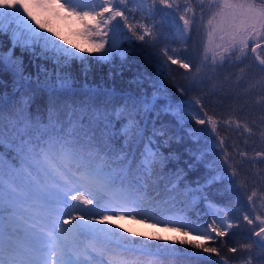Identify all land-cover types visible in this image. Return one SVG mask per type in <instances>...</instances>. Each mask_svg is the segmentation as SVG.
Returning <instances> with one entry per match:
<instances>
[{
	"label": "snow or ice",
	"instance_id": "6c2138e0",
	"mask_svg": "<svg viewBox=\"0 0 264 264\" xmlns=\"http://www.w3.org/2000/svg\"><path fill=\"white\" fill-rule=\"evenodd\" d=\"M55 3L82 21L84 18L95 21L94 25L85 23V35L97 33L101 25L107 26L116 20L111 29L114 36L119 33L131 39L128 35L131 33L140 41L146 37L159 40L162 33L156 35L154 29L165 27L167 18L172 16L175 19L174 14L181 10L179 0H65L64 3L55 0ZM38 6L48 5L42 2ZM198 6L201 23L205 14L208 15L206 29L213 53L212 65L222 67L225 62L243 63L252 55L251 62L241 67L239 75L235 76L236 88L243 91L232 92L238 102L243 101L238 111H248L249 117L243 122L229 118L224 124L229 127L235 124L241 137L247 134L245 145L250 140L255 143L257 139L264 143V55L258 51H264V0L260 3L257 0H198ZM169 9L172 12H168ZM138 13L139 20L150 19L157 14H163V19L159 25L153 22L150 28L138 22ZM189 13L192 15L189 16ZM5 19L17 25L13 33L14 44L25 48L42 44L45 53L58 63L67 64L74 58H84L79 56V52L72 51L77 45L69 48L64 46L67 41L59 43L63 39L59 33L50 36L40 31L46 25L31 11L25 0H0V25ZM179 20L183 24H177V31L181 38H185V34L195 30L197 21L188 0H185ZM47 31L52 32V29L47 28ZM106 42L101 39L98 47L103 49ZM115 48L116 41L113 39L102 58L111 55ZM207 51L204 61L209 60ZM163 54L168 61L180 64L192 73L194 84L204 80L206 73L202 67H212L174 59L168 49H164ZM215 67H212L213 72ZM4 69L24 79L21 65L11 49L7 57L0 53V71ZM180 91L183 93L184 89ZM204 108V103L197 98L192 105V118L197 124H209L219 138L218 146L223 148L225 140L219 136L218 122ZM201 114L206 118H201ZM252 114H256L255 118ZM127 115L129 122L125 126V135L134 140L140 138L141 130L136 118L131 111ZM61 123L60 104L55 93L49 100L47 124L29 116L24 104L16 107L14 113L6 115V102L0 96V143L6 138L5 127H9L11 134L8 139L17 153L14 160L18 161L9 163L0 157V264H159V258L173 257L181 251L168 242L149 244L144 239H132L136 233L126 235L127 229L118 230V226H99L109 221L108 212H125L133 219L153 211L160 214L153 199L148 196V189L154 183L153 176L164 163L162 153L146 146L139 165L142 175L133 181L130 178L132 165L127 158L111 159L112 153L107 150V145L94 144L91 140L84 142L75 129L57 130V125ZM233 148L236 149V146L233 145ZM236 151L239 165L248 166L243 181L240 180L237 164L230 162L236 161V156H230L225 151V162L232 169L231 177L245 191L250 211L244 213L243 221L252 227L244 242L229 247L227 251L247 254L242 257L241 264H254L256 260L264 262V211L255 214L258 196L254 190L257 186L264 189V148H253L251 156L248 151ZM84 191L87 195L74 194ZM82 205L95 206L101 211L96 213L93 208H83ZM261 208H264V201ZM81 212L83 215L79 214ZM183 219L176 217L157 222L166 227L178 223L177 230L185 236L179 241L181 244L215 254L223 264H229L227 255H221L218 248L207 246L208 240L226 236L227 230L233 227L227 223L226 215L219 223L212 219L202 231L195 228L187 231L189 225L183 223ZM71 221L75 223L65 227ZM197 231L203 243L187 239ZM150 239L163 241V237ZM257 251L259 256L254 255Z\"/></svg>",
	"mask_w": 264,
	"mask_h": 264
},
{
	"label": "trees",
	"instance_id": "16d2710c",
	"mask_svg": "<svg viewBox=\"0 0 264 264\" xmlns=\"http://www.w3.org/2000/svg\"><path fill=\"white\" fill-rule=\"evenodd\" d=\"M188 2L196 13L197 21L195 30L185 34V38H181L177 31V24H183L179 16L183 14L185 0H181L180 15L176 16L175 13V19L169 16L165 27L154 29V34L162 33L159 40L153 41L146 37L140 41L131 33L128 34L131 39H128L118 33L121 40L107 58H102L103 53L96 48H87L82 44L81 49L88 50L82 51L80 57L83 59L74 58L67 64H59L49 54L41 58L45 51L43 47L29 46L26 55L20 53L19 44H15L17 46L13 47L12 52L16 60L23 62L20 71L24 79L9 69L0 71V96L6 102V115L14 113L16 107L24 104L29 116L47 124L49 100L55 93L62 120L57 130L75 129L82 141L91 140L94 144L107 145V150L112 153L111 159L127 158L132 165L130 178L133 181L142 175L139 165L146 146L162 153L164 163L153 176L154 183L148 189V196L153 199L159 213L174 211L198 226L205 227L210 216L207 204L224 208L233 227L227 230L226 236L208 240L207 246L218 248L221 255H227L229 264H241L242 257L247 254H234L227 250L244 242L249 234L252 226L243 221V215L250 211V206L245 191L231 177L232 169L225 162V151L230 156H236V161L230 162L237 164L240 180L243 181L248 166L239 165L236 149L248 151L251 156L253 148H264V143L257 139L255 143L250 140L245 145L247 134L241 137L235 124L229 127L224 121L231 118L243 122L244 118L249 117L248 111H238L243 101L238 102L232 92L243 91L236 88L235 76L239 75L241 67L251 62L252 56L250 54L243 63L225 62L222 67L212 65L208 53L209 60L204 61L208 15L205 14L201 23L198 19L201 11L198 0ZM167 11L172 12L171 9ZM34 14L44 22L57 20L42 7L34 10ZM137 15L138 22L150 28L153 22L159 25L163 19V14L145 20H139L140 14ZM115 24L116 20H113L111 24L103 25L102 33L112 32ZM7 40L5 46L10 43L8 37ZM164 49H169V55L175 56L174 59L197 66L211 65L215 67V72L212 67H202L206 73L204 80L194 84L192 73L180 64L168 61L163 54ZM258 51L264 55V51ZM21 54L26 55L27 59ZM25 74H34L35 78L28 81ZM58 79L61 84L57 83ZM181 88L184 89L183 93ZM197 98L204 103V111L218 122L219 136L225 140L223 148L218 146L219 138L211 131L209 124H197L192 118V105ZM128 111L136 118L141 130L140 138L135 140L125 135V126L129 122ZM255 115L252 114V117L255 118ZM201 118L206 117L201 114ZM4 132L6 138L0 143V157L6 162L18 163L14 160L16 150L8 139L11 134L9 127H5ZM149 140L152 141L151 145ZM174 184L176 187H173ZM254 190L258 196L255 214H259L264 211L261 208L264 189L257 186ZM76 194L87 195V192ZM94 207L87 205L83 208ZM153 214L159 215L155 211ZM187 239L204 242L196 238ZM180 240L175 239L171 246L181 251L173 257L159 258V264H223L215 254L203 253L190 245L181 244L178 242ZM254 255L259 256V251ZM254 264L264 262L256 260Z\"/></svg>",
	"mask_w": 264,
	"mask_h": 264
},
{
	"label": "rangeland",
	"instance_id": "374dc122",
	"mask_svg": "<svg viewBox=\"0 0 264 264\" xmlns=\"http://www.w3.org/2000/svg\"><path fill=\"white\" fill-rule=\"evenodd\" d=\"M180 1L181 0H179V3H180ZM25 2L29 4L31 11L33 13L35 10L34 8H37L39 3H42V2L46 3L48 5L47 7H44L46 12L50 16L55 17V19H57V20H51L49 22H44L41 20L46 25V28L40 29V31L44 32L45 35H50V36L53 35V33H59L60 37H62L63 39L59 40L58 42L63 44L64 41H67V44H64V46L69 47V48H71L72 45H77L78 47L72 48V51L79 52V56L82 55V53H83L81 51L82 50L81 49L82 44H84L87 48H88V46H89V48H96L100 53L104 54V50H106L110 46L113 39H115L116 45L121 40V36L118 33L115 36L113 35V32H109L107 35H102V28L101 27L103 25L100 26L99 32L93 33L91 35H85V26H84L85 23L87 22V23L92 24L93 21L90 20L89 18H84V20L82 21L75 14L69 13V12L65 11L63 8H61L59 6V4L55 3V0H25ZM64 2H65V0H60V3H64ZM180 5H181V3H180ZM183 6H184V3H183ZM180 12L181 11L176 12V16L180 15ZM0 27H2V29H3L2 31H0V41H4V42H0V47L2 48V54L5 57H7L9 54V49L12 50L13 47L15 48L17 46L14 44V35H13L14 31L17 28V25L14 22L9 23L8 20L5 19L3 22V25H0ZM205 27H206V25H205ZM47 28H51L52 32H48ZM103 33H104V31H103ZM7 37L9 38L10 43L7 46H5V43L8 41ZM53 38H55V37H53ZM101 39L107 41L105 43L103 49H100L98 47V43ZM3 43H4V45H3ZM35 46H37V45H35ZM38 46L43 47L42 44H38ZM18 47L20 49L19 50L20 53H24V54L28 55V49H27L28 47L22 48L20 45H18ZM206 49L208 50L207 53L210 56H212L213 53H212L210 46L208 44L207 29H206ZM172 50H173V47H172ZM24 54H21V56L24 57L25 59H27V56ZM45 56H46V53L44 51V52H42L41 58H44ZM173 58H175V56H173ZM17 61L20 64L23 63L19 59ZM25 75H26L25 78L28 81H31L30 80L31 78H35L34 74H25ZM57 83L61 84V80L58 79ZM207 208H208V211L210 212L208 223H210V221L212 219H216L217 222L219 223L220 219L222 217H224L225 215H227L225 209L222 207L207 204ZM106 214L109 216V221H107L108 223H110V224H111V222H112V224L115 223L114 225L118 226L119 230L127 229L126 234L136 233V236L132 237V238L144 239L149 244H152V243L153 244H160V243H164V242L169 241L168 243L170 244V242H171L172 243L171 245H173L174 244L173 242L175 241V239H181L182 240V238L185 237L183 232L177 230V228L179 227L178 223H175L171 226L166 227L163 224L157 222V221H163L165 219H174L176 217H182V215H179V214L175 213L174 211L168 212V213L164 212V213H162L163 215L160 218L153 216L151 213H149L148 215H145V216H137L135 219H133L131 216H129L125 212H119L118 214L113 213V212H108ZM149 216H151L152 218H149ZM71 222L73 224L75 223V221H71ZM182 222L189 225V228L186 229L187 231H191V229H194V228L202 231L204 228L203 226H198V225H196L195 222H192L186 218H184ZM227 223H230V220L228 218H227ZM100 226L104 227L105 224H102ZM153 237H163V241L158 240V239H150ZM187 238L200 239L199 231L192 232V234L187 236ZM85 242H87V241H85Z\"/></svg>",
	"mask_w": 264,
	"mask_h": 264
}]
</instances>
